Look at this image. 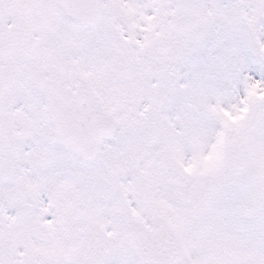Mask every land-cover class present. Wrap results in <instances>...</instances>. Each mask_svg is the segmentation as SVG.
<instances>
[{"label":"snow or ice","instance_id":"1","mask_svg":"<svg viewBox=\"0 0 264 264\" xmlns=\"http://www.w3.org/2000/svg\"><path fill=\"white\" fill-rule=\"evenodd\" d=\"M0 264H264V0H0Z\"/></svg>","mask_w":264,"mask_h":264}]
</instances>
